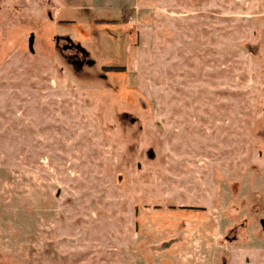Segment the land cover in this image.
Wrapping results in <instances>:
<instances>
[{"label": "rangeland", "instance_id": "obj_1", "mask_svg": "<svg viewBox=\"0 0 264 264\" xmlns=\"http://www.w3.org/2000/svg\"><path fill=\"white\" fill-rule=\"evenodd\" d=\"M259 218L264 0H0V264H264Z\"/></svg>", "mask_w": 264, "mask_h": 264}, {"label": "flooded vegetation", "instance_id": "obj_2", "mask_svg": "<svg viewBox=\"0 0 264 264\" xmlns=\"http://www.w3.org/2000/svg\"><path fill=\"white\" fill-rule=\"evenodd\" d=\"M64 37V42L61 44L63 49H67L68 51L73 52L72 61L77 60L79 64L83 65L84 63H90V60L87 58V52L79 46V44L71 39L68 35L62 36ZM56 42L59 43L61 40L60 35H56Z\"/></svg>", "mask_w": 264, "mask_h": 264}, {"label": "water", "instance_id": "obj_3", "mask_svg": "<svg viewBox=\"0 0 264 264\" xmlns=\"http://www.w3.org/2000/svg\"><path fill=\"white\" fill-rule=\"evenodd\" d=\"M69 38V36H68ZM33 41H34V34L31 32L28 36V48L29 50L33 51ZM133 121V119H131ZM259 224L262 229H264V218H259Z\"/></svg>", "mask_w": 264, "mask_h": 264}, {"label": "trees", "instance_id": "obj_4", "mask_svg": "<svg viewBox=\"0 0 264 264\" xmlns=\"http://www.w3.org/2000/svg\"><path fill=\"white\" fill-rule=\"evenodd\" d=\"M112 68H114V67H112ZM116 68V67H115ZM118 68V67H117Z\"/></svg>", "mask_w": 264, "mask_h": 264}]
</instances>
